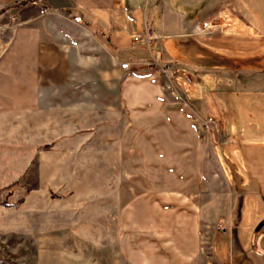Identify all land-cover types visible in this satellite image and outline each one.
I'll use <instances>...</instances> for the list:
<instances>
[{
    "label": "crops",
    "instance_id": "obj_1",
    "mask_svg": "<svg viewBox=\"0 0 264 264\" xmlns=\"http://www.w3.org/2000/svg\"><path fill=\"white\" fill-rule=\"evenodd\" d=\"M201 1L0 0V129L12 131L20 122L27 162L51 145L56 155L85 153L70 166L86 175L60 186H103L101 204L92 207L101 216L116 195L114 243L122 264H193L205 233L218 225L225 238L213 240L224 239L252 264H264V226L254 235L264 224V143L252 136L251 115L237 116L216 96L246 88L236 71L240 60L246 65L240 73H248L255 48H248V38L241 46L238 40L221 43L235 57L228 70L203 67L211 54L202 45L198 60L191 58L179 39L189 43L197 18L234 3ZM238 23L264 38L258 22L242 17ZM147 28L157 36L152 47H162L164 63L194 65L175 67L182 104L162 90L158 74L140 70L151 56L132 36ZM121 63L130 69L121 70ZM180 71L200 76L187 82ZM198 113L215 120L211 150ZM95 137L98 150L89 146ZM95 151L101 160L88 155ZM210 249L209 264H226Z\"/></svg>",
    "mask_w": 264,
    "mask_h": 264
},
{
    "label": "rangeland",
    "instance_id": "obj_2",
    "mask_svg": "<svg viewBox=\"0 0 264 264\" xmlns=\"http://www.w3.org/2000/svg\"><path fill=\"white\" fill-rule=\"evenodd\" d=\"M223 5L229 7L227 9L230 12L231 23L217 19L214 24H218L219 28L197 31L200 23L216 17L220 8L211 15L203 16L202 19L197 18L200 20L193 26L190 34L192 41L188 43V38H181L179 42L185 49L193 52L194 56L190 55V57L197 60L201 52L200 46L206 47L207 54L211 55L205 58L206 64L203 67L211 69L216 65L228 70L235 63V57L233 59L229 57L231 56L230 47H220L222 46L220 44L238 40L241 46V43L245 44V38L252 40L248 45V48H255L253 59H249L252 68L248 69V73H240L242 66L246 65L238 59L240 66L236 71L240 78H246V81L244 80L246 88H237L233 92L221 90L216 93V96L223 98L222 100L226 102L230 110H236L237 116L243 114L252 116V136L255 137L254 140L262 144L264 143V38L248 35L246 31H242L238 22L242 17L250 20V24L258 22L264 33V0H234V3L229 1ZM257 31L253 29L255 34L258 33ZM156 40L157 36L147 47L151 58L141 64L140 70L144 69L146 64L152 63L156 57L160 64H171L177 70L194 68L190 62L188 66H184L182 62H172V59L164 63L160 52L162 47H152ZM156 49L159 50L157 54H155ZM201 59L203 60V57ZM198 73V71L182 72L179 76L188 82L189 78L198 79V75L200 76ZM223 73L226 72L223 71ZM174 81L176 83L177 79L175 78ZM179 93L184 99L180 90ZM212 111L218 121H222L220 113L214 108ZM198 114L197 118L201 124L209 117L207 113ZM210 117L214 120L213 116ZM18 123L19 125L15 122L12 131L2 132L0 129V264H122L114 243L118 211L121 206V203L119 204L116 200V195L110 194V202L104 205L105 213L109 214L95 215L96 210H92V207L96 208L101 204L100 195L103 186L71 187V185L63 184L60 186V182H65L66 179L86 175L85 169L74 167L85 153L80 150L74 154L73 158L67 152L56 155L51 151V145L43 147V153L35 152L33 155L31 148L30 156H35V159L27 162L25 158L27 159L28 156V147L21 134L20 122ZM214 130V125L208 128L201 127L204 144L209 150L212 147ZM93 140L94 144L89 146L98 150L101 144L100 139L95 137ZM88 155L93 156L95 160H101V153L97 151ZM71 161L74 163L73 167L70 166ZM91 191L93 196L90 195ZM103 197L108 196L106 194ZM220 228L222 226L218 225L213 230L208 229L204 235L201 257L193 264H209V261H212L211 245L216 255L226 264L241 262L239 256H234L233 249L227 241L213 240L214 235L224 234Z\"/></svg>",
    "mask_w": 264,
    "mask_h": 264
},
{
    "label": "built area",
    "instance_id": "obj_3",
    "mask_svg": "<svg viewBox=\"0 0 264 264\" xmlns=\"http://www.w3.org/2000/svg\"><path fill=\"white\" fill-rule=\"evenodd\" d=\"M141 1L146 2L147 0H141ZM227 8L229 7L223 5L222 8L217 12L216 17L212 18L211 20L209 19L202 21L200 23V28H198L197 31L199 32L211 28L213 29L214 27L219 28L218 24L217 25L214 24L217 21V19H219L220 21L226 20V22L231 23V19L229 15L230 12L228 11ZM43 12L44 11H41V13ZM132 38L135 43L143 44L146 47H148L152 44V42H154V40L156 39V35L152 30L147 28L143 33L135 34L132 36ZM154 60L152 63L146 64L145 68L142 70L143 71L147 70L151 73L158 74L163 81L162 90L171 97L174 103L182 104L184 102L183 97L179 93V89L174 81V79L176 78L175 68L171 64H160L157 61V57ZM119 68L123 71H127L130 69V65L128 63H121ZM214 124H215V120H213L211 117H208L206 118V120H204V122H202L201 126L208 128L210 125H214ZM220 230L222 231L223 228H220Z\"/></svg>",
    "mask_w": 264,
    "mask_h": 264
},
{
    "label": "flooded vegetation",
    "instance_id": "obj_4",
    "mask_svg": "<svg viewBox=\"0 0 264 264\" xmlns=\"http://www.w3.org/2000/svg\"><path fill=\"white\" fill-rule=\"evenodd\" d=\"M264 224H259L256 229H255V233L258 234L261 229L263 228ZM234 255L235 257H239L241 258V260H244V262L248 263L249 261L245 259V257L243 256L242 252H237L236 248H235V245H234Z\"/></svg>",
    "mask_w": 264,
    "mask_h": 264
}]
</instances>
